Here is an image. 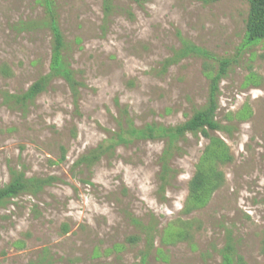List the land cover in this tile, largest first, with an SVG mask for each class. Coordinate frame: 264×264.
<instances>
[{"label":"rangeland","instance_id":"rangeland-1","mask_svg":"<svg viewBox=\"0 0 264 264\" xmlns=\"http://www.w3.org/2000/svg\"><path fill=\"white\" fill-rule=\"evenodd\" d=\"M53 1L79 98L55 78L21 111L1 92L22 93L48 73L51 34L36 0H0V69L10 70L0 72V186L11 170L56 179L0 207V264H221L227 230L245 264H264V40L247 42V0H114L107 22L102 0ZM182 40L211 58L189 56L162 72ZM212 58L231 61L218 96L222 130L209 135L225 142L232 161L204 208L182 213L209 143L201 134L179 143L178 174L164 193L163 141H133L92 168H73L124 127V111L137 127L187 121L206 104L203 66L215 70ZM132 218L152 228L153 247ZM185 222L190 237L164 244V229Z\"/></svg>","mask_w":264,"mask_h":264},{"label":"trees","instance_id":"trees-1","mask_svg":"<svg viewBox=\"0 0 264 264\" xmlns=\"http://www.w3.org/2000/svg\"><path fill=\"white\" fill-rule=\"evenodd\" d=\"M43 8L44 18L40 21L41 26L48 29L51 34V58L49 71L46 75L36 80L26 91L19 94H10L1 92L3 103L10 108H17L25 111L37 96L43 93L50 81L55 78L62 79L70 88L74 103L77 104L79 98V89L82 86L76 79L75 73L71 68L64 54L66 44L63 34L60 30L57 16V9L53 0H36ZM135 4L142 5L147 0H129ZM249 11L246 20L247 42L252 44L264 40V0H247ZM103 19L105 22L114 13V0H102ZM189 56L200 58H211V55L186 40H182V47L173 53V56L162 63V72L182 59ZM214 59L218 67L210 68L204 64V74L209 78V90L206 104L201 109L195 111L193 115L184 123L176 126H163L159 124H146L143 127H137L132 118L124 111V127L114 132L103 143L97 145L87 154L80 156L74 163L73 168L79 169L86 167L92 168L102 157L113 154L118 146L128 145L133 141H163L164 148L159 158L160 170V190L162 193L172 185L177 176L178 170L172 165L173 157L181 152L179 143L184 141L187 135H203L209 140L204 148L196 167L195 172L189 181L188 196L184 202L182 213L188 215L194 210L204 208L212 194L218 190L224 183V176L220 169L224 164L230 163L232 157L229 155V148L225 142L216 136H210L209 131H221L222 127L216 121V114L219 108L218 96L220 93V82L227 76L231 61L228 59ZM1 74L9 76L10 70L6 66L0 69ZM65 158L62 154L61 160ZM55 178H27L22 171L11 170L10 180L6 185L0 186V207L8 201L17 198L24 193L36 194L43 188L52 185ZM132 222L145 233L148 245L153 247L152 228L144 226L140 221L132 218ZM189 223L179 224V227L172 226V232L164 229V234L171 236V241L162 240L164 244L173 243L177 240H187L191 233L188 232ZM66 231V229L64 230ZM129 240L136 241L137 237H131ZM264 251V245H263ZM221 264H245L243 258L238 255L236 243L231 231H226L225 244L219 251Z\"/></svg>","mask_w":264,"mask_h":264}]
</instances>
